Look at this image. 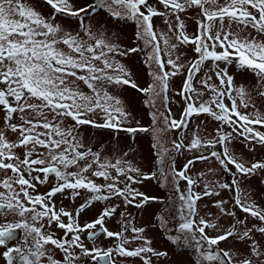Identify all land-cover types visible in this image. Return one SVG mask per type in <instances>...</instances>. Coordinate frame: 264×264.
<instances>
[{"label": "snow or ice", "instance_id": "obj_1", "mask_svg": "<svg viewBox=\"0 0 264 264\" xmlns=\"http://www.w3.org/2000/svg\"><path fill=\"white\" fill-rule=\"evenodd\" d=\"M44 2L53 9L50 18H45L24 0H0V119L3 122L0 127V246L6 248L2 256L7 258V264H13L14 253L18 254L15 258L19 264H44V261L78 264L84 257L90 258L93 264H116L113 253L152 264V256H167L166 252L151 247V241L144 236L145 228L135 227L130 213H120V231L106 227V220L114 216L118 205L103 208L90 222L79 223L80 213L95 202L118 198L127 209L129 206L143 208L149 202L158 201L157 197L147 196L133 186L156 178V172L145 174L123 157L115 162L102 159L99 152L85 148L79 139L76 129L81 125L124 131L133 138L138 132L152 133V147L159 148V164L164 165L165 156L168 158L167 167L160 170L161 186H167L169 174L178 191L179 181H186L188 186L187 193L182 192L179 197L180 222L175 228L179 235L168 238L173 243L194 247L199 255L196 264H264L261 250L264 246L254 239L257 232L264 236V209L249 202L239 187L241 177L264 171V160L249 164L230 147L234 134L242 138L250 151L256 145L264 147V132L255 127H264V112L240 111L241 107L255 109L252 90L243 84L236 85L227 67L234 64L241 71L251 72L257 81L255 93L264 99V0H157L163 11L150 0H93L92 4L80 8H73L70 0ZM101 10L114 19L134 22L136 39L143 43V48L121 50L102 32H94L85 20ZM189 11L196 18V31L191 35L182 18ZM57 15L77 18L83 36L65 32L55 22ZM154 17L163 18L167 31L156 30ZM185 45H191L196 54L187 64L182 62L180 51ZM136 52L144 53V63L149 69L151 83L145 88L139 87L131 73L109 55L126 56ZM206 62H210V67L205 72ZM182 73L184 81L178 95L185 107L181 118L176 120L168 107V91L171 79ZM200 73L203 78L198 83L203 90L194 86ZM213 76L218 83L212 82ZM79 82L86 85L90 94L80 90ZM109 85L130 86L145 95L144 104L152 109V125L125 127L129 113L121 100L107 90ZM206 92L210 95L203 99ZM226 98L230 105L225 103ZM157 101L163 105V111L156 109ZM201 114L218 121L220 127L211 138L193 132L190 142L185 144L183 130L188 128L193 116ZM96 115H101L104 123H97L93 119ZM17 117L19 122H14ZM68 119L73 121L71 127L64 126ZM225 125L231 131H223ZM176 129L181 130V138L172 141L171 149L163 148L160 137ZM9 132L16 136L15 140L9 139ZM217 145L219 151L214 150ZM181 150L199 155L188 159L177 170L170 152ZM205 150H209L207 155ZM211 160L217 162L223 173L231 175L230 182L208 180L207 175L214 174L215 167H209L207 173L201 172L195 178L187 174L196 162ZM50 178L55 180L53 186L46 193H39L37 185L49 183ZM101 179L103 183H98ZM198 184H202L200 192L194 190ZM66 190H71L73 197L80 196L81 190L88 193L75 214L62 207L58 209L54 203L53 198ZM220 190L234 191V204L246 215L237 219L236 212L229 210L224 200H215L214 206L220 214L232 217L233 223L210 236L206 229L216 230L219 225L204 217L196 218L197 202L205 197H218ZM9 216L19 219L9 220ZM249 218L259 223L249 228ZM157 219L164 228L167 224L164 217ZM53 224L63 231V236L56 237L48 231ZM16 230H23V242L9 247ZM85 232L89 240L102 234L118 242L107 250L88 247L81 237ZM232 237L251 242L248 257L234 260L230 251L219 248L221 242ZM134 241L140 243L131 247ZM52 248L63 253L62 261L54 258Z\"/></svg>", "mask_w": 264, "mask_h": 264}, {"label": "rangeland", "instance_id": "obj_2", "mask_svg": "<svg viewBox=\"0 0 264 264\" xmlns=\"http://www.w3.org/2000/svg\"><path fill=\"white\" fill-rule=\"evenodd\" d=\"M24 2L42 14L45 18H50L52 16L53 9L47 5L44 0H24ZM70 2L73 5V8H80L87 4H92L93 0H70ZM150 3L154 4L161 11L164 10L163 7L157 3V0H150ZM182 18L185 20L187 32L190 35L195 33V14L189 11V13ZM55 22L58 23L65 32H69L73 35L80 33L83 36V31L79 26L77 18L57 15ZM85 23L90 24L94 32H102L109 42L116 44L121 50L137 46L143 48V43L138 41L135 36L136 25L130 20L125 21L114 19L106 11L101 10L86 18ZM153 24L157 31H167L163 18L154 17ZM61 47L63 46L61 45ZM180 51L183 53L182 62L186 64L193 60L196 56L191 45H185L180 49ZM109 55L112 56L114 60H118L131 73L133 80L139 85V87L145 88L149 83H151V77L148 75L149 69L144 63L143 52L129 53L126 56L118 54ZM209 67L210 62H206L203 71H208ZM221 67H225V65L221 64ZM227 67L229 74L234 77L236 85L243 84L252 90V99L255 104V109L252 107L247 109L241 107L240 111L251 113L255 110H259L260 112H264V99L257 96L254 90V86L257 83L256 77L251 72L239 70L234 64L228 65ZM201 78H203V73L198 74L196 81H194V86L197 89L203 90L202 86L198 83V80ZM183 81V73L173 77L170 81L168 91V107L171 109L172 118L176 120L181 118V113L185 107L184 100L180 97V95H178V92L182 88ZM212 82L218 83L215 76H213ZM79 87L80 90L90 94V90L82 82H79ZM107 90L121 100L125 110L129 113L128 119L124 121L125 127H150L152 125V118L150 116V111H152V109L145 106V95L130 86L124 85H109L107 86ZM209 95L210 93L206 92L203 99H208ZM225 103L230 105V101L227 98L225 99ZM156 109L163 111V105L159 101L156 103ZM0 117H2V113H0ZM93 119H95L97 123H104L101 115H96ZM14 122H19L18 117ZM2 123V119H0V127H2ZM162 123L163 121H160L159 125H162ZM72 125L73 121H71V119L65 121V127H71ZM217 127H220V123L218 121H214L210 116L205 114L193 116L189 121L188 128L183 130L184 143L187 144L190 142L193 132H198V134L202 137L211 138L215 135ZM255 127L258 131L264 132V127L259 125H256ZM223 131H231V127L225 125L223 126ZM76 132L85 148H91L93 152H99L102 159L115 162L117 158L123 157L133 166L140 168L145 174L156 172V178L144 180L142 184H136L133 186L147 196L158 198V201L149 202L143 208L129 206L125 209L122 200L118 198H112L108 201L95 202L92 206L85 208L80 213L78 217L79 223L83 225L86 222H90L99 215L103 208L118 205L114 216L106 220V227L114 232L120 231L122 224V217L120 213H130L133 225L135 227L145 228L146 231L144 236L151 241V247H153L156 251L167 253V256H152V264H196L199 259V255L194 247L185 245L182 242L173 243L172 240L168 238L169 236L176 237L179 235V233L175 231L176 226L180 222L178 209L181 201L179 197L182 192L185 194L187 193L188 186L186 181L181 180L179 181L178 191L171 183L170 174L167 186H161L163 177L160 170L161 168L167 167L168 158L165 156L164 165L159 164L157 156L159 148L154 149L152 147L154 143L152 133L138 132L133 138L132 135L124 131L115 132L110 129L96 128L90 125H81L76 129ZM181 135L182 132L180 129L166 132L160 137V145L163 148L171 149L172 141L179 140ZM8 136L11 140L16 139V136L10 132L8 133ZM230 147L234 154L249 164L251 162L264 160V147L256 145L255 150L250 151L249 147L246 146L242 138L236 136L235 134ZM214 150L219 151L220 146L217 145ZM208 151L209 150H205L204 154L207 155ZM17 152L22 153V150L18 149ZM125 153H127V156H124ZM170 155H172L175 159V168L180 170L183 165L187 163L188 159H191L194 155H199V153L181 150L180 152H170ZM209 167H215L216 172L214 174H208V180L230 182L231 175L223 173L215 160H211L208 163L198 161L191 167L187 174L195 178L201 172L207 173ZM233 171H235L234 168ZM97 182L103 183V180L101 179ZM54 183V178H50L49 183L37 185L38 192L41 194L46 193ZM239 187L240 191L247 196L249 202L254 203L261 209H264V171H258L257 174L249 177H241ZM194 190L197 192L202 191V184H198ZM235 195L236 193L232 190H220V195L218 197H205L197 202L198 215L196 218L199 219L200 217H204L205 219L218 223L219 225V228L216 230L211 228L206 229L208 235H217L233 223L232 217L220 214L219 210L214 206L215 200H224L227 208L236 212L237 219H243L245 217L246 214L240 211L234 204ZM87 196L88 193L84 190H81V195L78 197H73L71 195V190H66L63 194H57L53 200L58 209L62 207L75 214V210L85 202ZM158 216H163L167 221L164 228H161V221L157 219ZM8 219L18 220L19 217L9 216ZM64 219L65 222H67V219ZM258 223L259 222L254 218H249L247 221V227L251 228L253 224ZM48 231L54 233L56 237L63 236V231L58 229L55 224H53ZM125 235L128 236L130 233H125ZM23 237V230H16L15 238L8 242V246L12 247L21 244L23 242ZM81 237L86 246H96L104 250L114 247L118 242L114 238H106L102 234L99 238H94L93 240H89L86 232L81 233ZM254 239L264 246V236H261V234L257 232L254 233ZM139 243L140 242L138 241H134L131 247H136ZM250 245V241H241L232 237L227 241L221 242L219 244V248L230 251L233 255V259L239 260L250 255ZM213 248H215V246H213ZM5 250V247L0 246V264H7V258L2 256V253ZM51 250L56 260H63V253L61 251L55 248H52ZM261 250L264 251V247H262ZM13 256V264H19V260L15 258L18 254L14 253ZM113 258L115 259L116 264H142V260L140 258L119 257L116 256L115 253H113ZM253 259L255 260V257H253ZM44 264H46V261H44ZM78 264H93V262L90 258L84 257L78 261ZM205 264H209V262H205Z\"/></svg>", "mask_w": 264, "mask_h": 264}]
</instances>
